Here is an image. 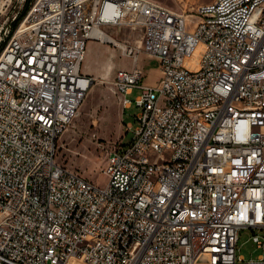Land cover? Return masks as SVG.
I'll return each mask as SVG.
<instances>
[{
	"label": "built area",
	"instance_id": "obj_1",
	"mask_svg": "<svg viewBox=\"0 0 264 264\" xmlns=\"http://www.w3.org/2000/svg\"><path fill=\"white\" fill-rule=\"evenodd\" d=\"M16 2L0 32V264H264V0L191 16L156 0H31L14 29ZM124 26L142 39L113 85L139 112L99 187L57 161L58 143L93 83L94 31ZM141 51L160 65L155 87ZM245 230L257 260L238 256Z\"/></svg>",
	"mask_w": 264,
	"mask_h": 264
},
{
	"label": "rangeland",
	"instance_id": "obj_2",
	"mask_svg": "<svg viewBox=\"0 0 264 264\" xmlns=\"http://www.w3.org/2000/svg\"><path fill=\"white\" fill-rule=\"evenodd\" d=\"M156 1L191 16L195 15L197 7L213 3L215 0ZM20 6L21 4L16 2V0L11 3L8 0L5 3L0 11V32L11 24ZM25 8L26 0L24 2L22 0V10ZM26 15L21 19V22H23ZM104 32L113 38L118 45L116 46L113 43L102 40L90 41L97 42L99 48L95 57L91 61L86 62V66L83 64V73L90 77L93 83L79 115L61 137L57 152V161L60 164L91 180L99 187H105L109 181L104 172L107 169L108 153L114 147H119L121 143L125 144L132 141L133 134L127 133L126 123L134 122L133 116L139 112L136 106L125 110L127 119L126 123H124V119L121 116V99L113 85V80L119 70H115L113 76L109 78L106 76L108 74L112 75L114 60L125 69L134 66L133 58L125 55L123 48L138 45L142 39V34L139 30L126 26L108 27L104 29ZM9 39H6L5 46ZM2 51L0 50V54ZM139 56L140 66H144L148 74V83L156 86L161 77L159 63L144 51H141ZM139 93V90H135L134 94L129 96V98L134 102ZM251 237V231H243L238 244V256L244 257L246 262L251 259L257 260L263 253L253 243ZM71 264L84 263L73 260Z\"/></svg>",
	"mask_w": 264,
	"mask_h": 264
},
{
	"label": "crops",
	"instance_id": "obj_3",
	"mask_svg": "<svg viewBox=\"0 0 264 264\" xmlns=\"http://www.w3.org/2000/svg\"><path fill=\"white\" fill-rule=\"evenodd\" d=\"M98 44H97V42H89V44H88V48H87V56H86V59H85V62H84V66H86L85 64H86V62H88V61H91L94 57H95V54H96V52L98 51ZM138 65L140 66L141 64H140V61H139V63H138ZM141 68H143V70H144V72H145V78H144V84L146 85V86H150V87H155V85H152V84H149L148 83V74H147V72H146V69H145V67L144 66H140ZM133 68V66L131 67V68H127V69H125V68H122V66H120V65H118L116 62H115V60L113 61V66H112V72H111V74L112 75H110V74H108L106 77L107 78H109V77H111V76H113V72H115V70H121V69H125V70H131ZM110 75V76H109ZM157 86V85H156ZM121 116L123 117V119H124V123H126V116H125V110L122 108V111H121ZM127 124V123H126Z\"/></svg>",
	"mask_w": 264,
	"mask_h": 264
},
{
	"label": "trees",
	"instance_id": "obj_4",
	"mask_svg": "<svg viewBox=\"0 0 264 264\" xmlns=\"http://www.w3.org/2000/svg\"><path fill=\"white\" fill-rule=\"evenodd\" d=\"M30 5H31V0H26V8L22 11L21 16L14 22L13 24L14 29H16L19 26L21 19L24 17L25 14L28 13ZM4 46H5V43L1 45L0 50H3Z\"/></svg>",
	"mask_w": 264,
	"mask_h": 264
},
{
	"label": "bare ground",
	"instance_id": "obj_5",
	"mask_svg": "<svg viewBox=\"0 0 264 264\" xmlns=\"http://www.w3.org/2000/svg\"><path fill=\"white\" fill-rule=\"evenodd\" d=\"M6 2H8V0L6 1ZM189 18V17H188ZM105 32H102L101 30H95L94 31V33H93V35H94V37L96 38V39H100V40H102V41H107V42H113L114 43V40H113V38H111V37H106L105 35ZM118 45V44H117ZM123 50H124V48H123Z\"/></svg>",
	"mask_w": 264,
	"mask_h": 264
}]
</instances>
